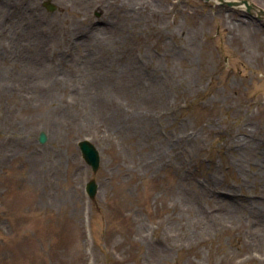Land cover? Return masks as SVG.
<instances>
[{"label":"rangeland","instance_id":"rangeland-1","mask_svg":"<svg viewBox=\"0 0 264 264\" xmlns=\"http://www.w3.org/2000/svg\"><path fill=\"white\" fill-rule=\"evenodd\" d=\"M83 1L0 0V264H264V19Z\"/></svg>","mask_w":264,"mask_h":264},{"label":"water","instance_id":"water-1","mask_svg":"<svg viewBox=\"0 0 264 264\" xmlns=\"http://www.w3.org/2000/svg\"><path fill=\"white\" fill-rule=\"evenodd\" d=\"M214 1L221 6L234 7L244 9L249 15L255 16L257 19H264V10L257 7L254 3L248 0H204ZM48 10H53L54 7L49 2L45 3ZM38 140L40 143H44L46 140L45 134L41 132ZM78 147L81 151L82 157L85 162L90 165L92 171L95 173L99 166V153L95 146L88 140H82L78 143ZM97 190V185L94 180H90L85 185V191L90 198H94Z\"/></svg>","mask_w":264,"mask_h":264},{"label":"bare ground","instance_id":"bare-ground-1","mask_svg":"<svg viewBox=\"0 0 264 264\" xmlns=\"http://www.w3.org/2000/svg\"><path fill=\"white\" fill-rule=\"evenodd\" d=\"M79 1H81V2H84L83 0H79ZM97 2H100V1H102V0H96ZM92 4V3H91ZM60 15H64V16H69L70 14H68L66 11H64V12H62ZM82 15L84 16V17H86L87 16V14H86V11L85 10H83L82 11ZM63 20H64V22H67V17L66 18H63ZM89 23H91L92 24V20H89ZM158 112V111H157ZM161 112V111H160ZM212 124L214 123L213 122V119H210L209 120ZM243 136H245L246 138L248 137V139H250L249 137H251L252 136V134H250V132H243V134H242ZM182 139H186V137H182ZM240 138H233L232 140H231V144L230 145H228V146H230V148L232 149V150H234V149H236V147L238 148V146L239 145H243V144H241L242 143V141H240L239 140ZM187 140V139H186ZM251 140V139H250ZM234 143L235 144H237L236 145V147H235V145H234ZM171 144V143H170ZM169 143H164L163 144V147L164 148H171L172 147V145H170ZM244 146V145H243ZM162 157H163V152L161 151V152H158V153H156V155L154 156V159L156 160V161H158V160H161L162 159ZM183 176V175H182Z\"/></svg>","mask_w":264,"mask_h":264}]
</instances>
